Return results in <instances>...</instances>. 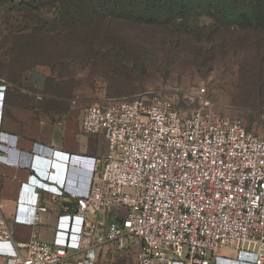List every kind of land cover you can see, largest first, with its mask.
I'll use <instances>...</instances> for the list:
<instances>
[{
  "label": "built area",
  "instance_id": "1",
  "mask_svg": "<svg viewBox=\"0 0 264 264\" xmlns=\"http://www.w3.org/2000/svg\"><path fill=\"white\" fill-rule=\"evenodd\" d=\"M81 127L108 140L107 154L62 153L61 169L45 160L53 179L30 175V238L16 241L0 216L10 264H98L110 244L124 261L108 264H264V136L242 118L208 102L186 114L148 92L83 108ZM8 150L18 151L16 138L0 130V158ZM54 211L48 242L38 227ZM223 247L237 257L220 255Z\"/></svg>",
  "mask_w": 264,
  "mask_h": 264
},
{
  "label": "rangeland",
  "instance_id": "2",
  "mask_svg": "<svg viewBox=\"0 0 264 264\" xmlns=\"http://www.w3.org/2000/svg\"><path fill=\"white\" fill-rule=\"evenodd\" d=\"M37 2L0 0L1 78L40 83L59 110L67 101L85 108L148 92L170 98L186 114L208 102L264 136V30L234 29L207 16L176 23L108 16L71 43L56 24L39 31L56 13ZM26 27H37L38 37L46 34L42 47H17Z\"/></svg>",
  "mask_w": 264,
  "mask_h": 264
},
{
  "label": "crops",
  "instance_id": "3",
  "mask_svg": "<svg viewBox=\"0 0 264 264\" xmlns=\"http://www.w3.org/2000/svg\"><path fill=\"white\" fill-rule=\"evenodd\" d=\"M9 83L6 89H0V130L16 138L19 152L8 150L3 154L12 161L21 154V162L19 166L0 163V216L13 228L14 239L22 241L28 240L34 229L28 225L34 221V208L22 204L25 199L37 196L32 183L28 182L30 175L45 181L53 179L45 160L51 163V167L56 160L61 169L66 162L60 158L62 153L95 156L101 160L108 152L109 143L102 135L83 132V108L67 101L61 110L54 109L53 105H49V97L42 93L40 83L21 80ZM33 87L34 90L31 89ZM40 159L45 162L41 164ZM52 206L56 207V204ZM56 217L57 211L43 215L44 221L38 227L43 240H52ZM2 248L9 249V246ZM219 254L235 258L238 251L223 247ZM123 261V255L117 252L114 244L99 251L98 264ZM0 264L10 263L0 255Z\"/></svg>",
  "mask_w": 264,
  "mask_h": 264
},
{
  "label": "trees",
  "instance_id": "4",
  "mask_svg": "<svg viewBox=\"0 0 264 264\" xmlns=\"http://www.w3.org/2000/svg\"><path fill=\"white\" fill-rule=\"evenodd\" d=\"M37 3L40 8L53 7L56 13L55 20L45 22L39 31L56 24L57 34L71 39V43H80L79 33L88 29L90 32L108 16L143 23L161 19L176 23L192 16H207L234 29L264 30V0H38ZM37 27H26V33L20 36L24 43L17 47L23 50L42 47L46 34L38 37ZM67 57L75 60L71 51Z\"/></svg>",
  "mask_w": 264,
  "mask_h": 264
},
{
  "label": "clouds",
  "instance_id": "5",
  "mask_svg": "<svg viewBox=\"0 0 264 264\" xmlns=\"http://www.w3.org/2000/svg\"><path fill=\"white\" fill-rule=\"evenodd\" d=\"M4 152H6V151H4ZM5 160H7L8 162H5ZM5 163V164H8V163H10V164H15L14 162H16V161H13V163H12V160L8 157L7 159H3L2 157L0 158V163ZM35 176V175H34ZM36 177V176H35ZM37 178V177H36ZM28 181H32V179H30L29 178V180ZM29 182V183H30ZM35 187H37V186H35ZM38 188V187H37ZM43 190H45L44 188H42Z\"/></svg>",
  "mask_w": 264,
  "mask_h": 264
}]
</instances>
